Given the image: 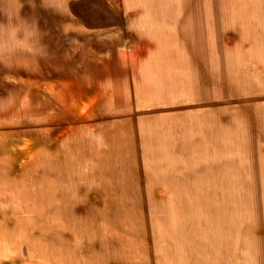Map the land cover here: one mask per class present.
Segmentation results:
<instances>
[{
	"label": "rangeland",
	"instance_id": "374dc122",
	"mask_svg": "<svg viewBox=\"0 0 264 264\" xmlns=\"http://www.w3.org/2000/svg\"><path fill=\"white\" fill-rule=\"evenodd\" d=\"M0 264H264V0H0Z\"/></svg>",
	"mask_w": 264,
	"mask_h": 264
}]
</instances>
